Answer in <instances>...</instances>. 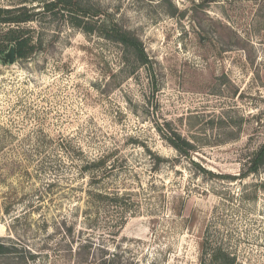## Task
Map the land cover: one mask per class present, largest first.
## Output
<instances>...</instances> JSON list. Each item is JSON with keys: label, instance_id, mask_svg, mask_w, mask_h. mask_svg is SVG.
Instances as JSON below:
<instances>
[{"label": "rangeland", "instance_id": "374dc122", "mask_svg": "<svg viewBox=\"0 0 264 264\" xmlns=\"http://www.w3.org/2000/svg\"><path fill=\"white\" fill-rule=\"evenodd\" d=\"M0 8L35 12L0 20V264H201L203 244L264 264V163L245 175L264 144V0ZM18 27L36 47L11 60Z\"/></svg>", "mask_w": 264, "mask_h": 264}, {"label": "trees", "instance_id": "16d2710c", "mask_svg": "<svg viewBox=\"0 0 264 264\" xmlns=\"http://www.w3.org/2000/svg\"><path fill=\"white\" fill-rule=\"evenodd\" d=\"M58 3L59 2L57 3L51 2L47 4V7L48 8L52 6L55 7ZM60 3L65 5V2H60ZM14 11H16L17 14L10 16L12 11L7 9L4 10L0 8V20L2 22L17 23V25H19L20 23L31 21L35 17V12H31V10H28L27 8H22V9L19 8L18 10H14ZM84 12L85 14L88 13L86 11ZM73 16H74L72 17L73 24L77 26H81L83 21L78 19L79 17L76 13ZM73 18L76 20V22H74ZM94 28H95L94 26H91L89 28L87 26L85 27L87 31H93ZM102 28H104L102 34H104L106 38L114 39L127 46L128 49H132L141 62L145 64H148L150 62V59L148 57V54L145 50L143 43L136 36L124 30L115 22H112L110 26L103 24ZM28 33L29 32L27 30L18 27L10 30V32L6 34L7 35L6 39L10 43H14L16 45V53H17V57L19 58H28L34 53L36 45L33 43V40L31 36L28 35ZM175 135L176 137L167 135V138L176 148L180 149L182 152L189 155L190 148L188 147V145L190 144L186 142L185 139H182L179 135L178 136L177 134ZM99 161L101 162L102 160ZM263 163H264V144L260 148V150L256 153L254 159L251 161V165L248 168V171L245 175H248L252 172H257ZM95 196L100 199L102 198L111 199V200L118 199V196H111L109 194H102V193H96ZM13 249L14 248H12L7 243L0 241V254L12 253ZM81 250H83V248ZM84 250L86 251V249ZM85 253L86 255H90L89 251ZM235 262H236V257L232 255L230 252L226 251V249H224L223 246L215 245L213 247L207 248L206 245L203 244L201 264H235Z\"/></svg>", "mask_w": 264, "mask_h": 264}, {"label": "water", "instance_id": "95a60500", "mask_svg": "<svg viewBox=\"0 0 264 264\" xmlns=\"http://www.w3.org/2000/svg\"><path fill=\"white\" fill-rule=\"evenodd\" d=\"M17 53H16V45L13 43L9 49V52L7 54V57L10 58L11 60H14L16 58Z\"/></svg>", "mask_w": 264, "mask_h": 264}]
</instances>
